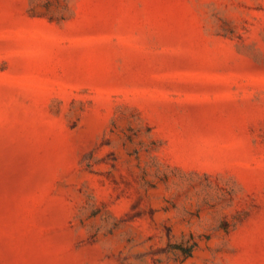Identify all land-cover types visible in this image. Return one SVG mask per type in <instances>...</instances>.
<instances>
[{
	"label": "rangeland",
	"instance_id": "rangeland-1",
	"mask_svg": "<svg viewBox=\"0 0 264 264\" xmlns=\"http://www.w3.org/2000/svg\"><path fill=\"white\" fill-rule=\"evenodd\" d=\"M0 264H264V0H0Z\"/></svg>",
	"mask_w": 264,
	"mask_h": 264
}]
</instances>
